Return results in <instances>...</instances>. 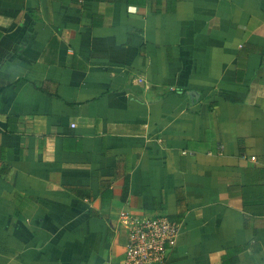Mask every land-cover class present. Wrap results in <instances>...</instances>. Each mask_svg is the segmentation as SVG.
<instances>
[{
    "label": "crops",
    "instance_id": "0c3cea01",
    "mask_svg": "<svg viewBox=\"0 0 264 264\" xmlns=\"http://www.w3.org/2000/svg\"><path fill=\"white\" fill-rule=\"evenodd\" d=\"M154 214L165 264H264V0H0V264Z\"/></svg>",
    "mask_w": 264,
    "mask_h": 264
},
{
    "label": "built area",
    "instance_id": "2783aa9c",
    "mask_svg": "<svg viewBox=\"0 0 264 264\" xmlns=\"http://www.w3.org/2000/svg\"><path fill=\"white\" fill-rule=\"evenodd\" d=\"M120 222L127 233L124 264H165L177 243L178 223L163 214L123 216Z\"/></svg>",
    "mask_w": 264,
    "mask_h": 264
},
{
    "label": "trees",
    "instance_id": "16d2710c",
    "mask_svg": "<svg viewBox=\"0 0 264 264\" xmlns=\"http://www.w3.org/2000/svg\"><path fill=\"white\" fill-rule=\"evenodd\" d=\"M98 1H101V0H98Z\"/></svg>",
    "mask_w": 264,
    "mask_h": 264
}]
</instances>
